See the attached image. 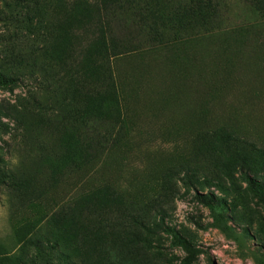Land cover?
Returning a JSON list of instances; mask_svg holds the SVG:
<instances>
[{
    "label": "rangeland",
    "instance_id": "374dc122",
    "mask_svg": "<svg viewBox=\"0 0 264 264\" xmlns=\"http://www.w3.org/2000/svg\"><path fill=\"white\" fill-rule=\"evenodd\" d=\"M35 2L0 0V73L20 82L0 88V264L264 259V192L243 178L264 181V29L231 34L260 24L244 0H220L223 31L115 58L119 103L105 46Z\"/></svg>",
    "mask_w": 264,
    "mask_h": 264
},
{
    "label": "trees",
    "instance_id": "16d2710c",
    "mask_svg": "<svg viewBox=\"0 0 264 264\" xmlns=\"http://www.w3.org/2000/svg\"><path fill=\"white\" fill-rule=\"evenodd\" d=\"M35 0H30V3ZM60 16L66 21H73L74 31L79 29L78 38H84L80 46L101 43L105 46V54L99 68L106 73L113 96L120 101L121 91L112 61L125 54L144 50L170 49L180 46L186 40H193L197 35L210 36L223 31L220 0H57ZM259 19L258 26L249 25L231 30L234 36L251 33L254 29H264V0H244ZM126 32L134 30L138 36L131 39H120L115 27ZM256 31V30H255ZM215 77L219 74L214 73ZM19 80L6 78L0 73V88L9 89L18 86ZM93 123L100 116L94 115ZM119 121V120H118ZM244 182L249 189L264 192V181H257L244 174ZM191 185V181H188ZM196 200L209 208L214 226L222 232L229 228L223 221L221 212L215 202L222 206L223 201L214 194H197ZM175 243L185 245L184 239L176 229L166 228ZM256 264H264V259H257Z\"/></svg>",
    "mask_w": 264,
    "mask_h": 264
}]
</instances>
